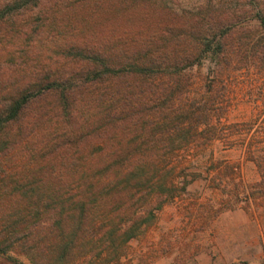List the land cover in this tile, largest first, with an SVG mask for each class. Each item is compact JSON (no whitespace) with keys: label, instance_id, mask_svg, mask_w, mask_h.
I'll list each match as a JSON object with an SVG mask.
<instances>
[{"label":"trees","instance_id":"1","mask_svg":"<svg viewBox=\"0 0 264 264\" xmlns=\"http://www.w3.org/2000/svg\"><path fill=\"white\" fill-rule=\"evenodd\" d=\"M220 3L0 0V264L117 260L204 172L264 217V13Z\"/></svg>","mask_w":264,"mask_h":264},{"label":"rangeland","instance_id":"2","mask_svg":"<svg viewBox=\"0 0 264 264\" xmlns=\"http://www.w3.org/2000/svg\"><path fill=\"white\" fill-rule=\"evenodd\" d=\"M161 1L178 11H195L208 0ZM211 1L221 2L251 24L256 23V13H264V0ZM209 74L208 58L190 70L191 93L204 91ZM235 74H231L233 80L245 79L242 73L236 78ZM214 154L218 156L219 152ZM198 164L190 163L187 168ZM209 175L204 172L201 179L165 203L152 222L125 244L119 258L107 264H264V217L254 222L248 221L245 213L219 215L217 206L210 205ZM10 254L30 264L25 254L14 249Z\"/></svg>","mask_w":264,"mask_h":264},{"label":"crops","instance_id":"3","mask_svg":"<svg viewBox=\"0 0 264 264\" xmlns=\"http://www.w3.org/2000/svg\"><path fill=\"white\" fill-rule=\"evenodd\" d=\"M257 176V174L255 173V171L253 169H248V168H245L244 169V178L246 180H250V179H253ZM198 179L192 181L191 183H194L196 182ZM190 184V183H189ZM211 194H210V198L213 200V202L215 203V199H217L218 197L221 196L220 192L218 190H215V189H212L211 188ZM219 215H223V214H230V213H239V214H244L246 216V219L249 221L250 219H252L251 221H254V222H257L259 219L262 218V216H256L255 215H252L250 214L249 212H247L246 210H243L241 207H234V208H224V209H221L218 211ZM246 220V221H247Z\"/></svg>","mask_w":264,"mask_h":264}]
</instances>
